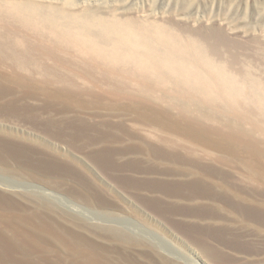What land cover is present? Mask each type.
<instances>
[{"label":"rangeland","instance_id":"374dc122","mask_svg":"<svg viewBox=\"0 0 264 264\" xmlns=\"http://www.w3.org/2000/svg\"><path fill=\"white\" fill-rule=\"evenodd\" d=\"M27 1L51 5L55 13L173 19L189 32H202L208 38L205 52L232 77L237 75V86L245 93L240 103L247 99V108L253 103L254 111L248 109L264 123V105L245 88L250 82L251 90L255 81L264 86V0ZM64 55L75 63L81 60L73 51ZM40 63L69 83L58 92L60 98L46 93L59 90L60 82L42 84L33 64L0 63V128L31 139L36 147L30 165L35 170L29 166L26 175L12 174L0 167V182L8 181L5 187L10 188L0 184V192L15 193L18 196L11 198L20 204L21 196L45 199L47 218L91 240L100 247L97 256L109 264H264V157L205 146L169 126L186 123L193 130L224 132L235 120L230 111L202 108L197 100L179 98L176 89L177 101L187 105L189 115L205 111L214 118L189 120L162 102L113 96L106 91V82L73 76L69 67L46 57ZM130 83L128 89H134ZM139 115L157 121H143ZM246 123L243 126L250 128ZM255 138L262 149L264 136L256 131ZM49 155L58 157L57 170L44 163ZM179 183L185 185L177 187ZM53 184L63 186L59 191L49 187ZM16 219L9 208L0 207V264H72L61 237L52 236L56 242L45 239L44 248H36L30 230L45 235L49 231L31 220ZM192 251L197 252L195 257ZM87 258H80L81 263L89 264Z\"/></svg>","mask_w":264,"mask_h":264},{"label":"bare ground","instance_id":"6f19581e","mask_svg":"<svg viewBox=\"0 0 264 264\" xmlns=\"http://www.w3.org/2000/svg\"><path fill=\"white\" fill-rule=\"evenodd\" d=\"M24 1L5 0L0 2V28L2 29L0 31V63L10 60L13 66L20 67L33 64L34 68L41 73L39 79L42 84H48L50 81L60 82L59 90L46 92L54 99L60 98L58 92L63 93V84L69 86V83L63 81L62 76L54 75L53 69L40 63L41 59L45 57L52 60L56 65L69 67L70 74L73 76L106 82L108 84L106 85V91L113 96L139 99L147 104L162 102L165 104L164 107L176 109L182 117L189 120L197 118L200 121H212L214 118L208 113L204 114L205 111L201 114L199 112L197 117L189 115L191 111L189 112L187 105L182 103L181 99L180 102L177 101L178 92L176 89L180 91L181 97L179 98L183 97L182 99L186 101L197 100L202 108L203 105H206L207 107L216 106L221 111L227 109L224 112L230 111L231 113H228L234 115L235 120L232 119L233 122L231 121L227 125V131L224 132L214 128L215 131L210 132L208 130L207 132L193 130L190 125H185L186 123L185 126L173 123L169 126L172 130L181 131L185 136H192L195 141L201 142L205 146L244 152L255 159L264 157V147L262 149L258 148V141L255 138L256 131L264 136V123L255 118V115L253 116L250 112L253 103H248L250 110L244 106L247 99L243 102L244 105L242 102L240 103L239 98H244L245 93L243 94L241 88L237 86L239 82L236 83L234 78L237 75L232 77L233 74L230 75L224 69L225 66L223 68V65L214 63L207 54L208 52H205V41L208 38L202 35V32H189L188 29L174 22L173 19H152V21H149V18H140L128 13H77L69 12L70 10L68 13H65V11L64 13H55L54 9L50 8L51 5L41 6L38 5L39 3L35 5L33 1L30 3ZM27 35L31 36L33 41H29ZM69 51L78 54L81 60L75 63L65 57L64 54L69 53ZM251 81L253 82V79ZM130 82L134 84V89H128ZM255 82L253 83L254 86H251V90L248 88L250 82L246 83V92L247 89L253 92L258 102L264 105V86L262 84L257 85ZM157 89H166L168 94L155 95ZM253 93L251 94L253 95ZM259 108L261 109V106ZM252 110L254 111V109ZM139 117L143 121L144 119L155 123L157 121L153 116L139 115ZM245 122H248L246 124H250L251 127L245 128L243 126ZM3 129L1 126L0 167L12 172V174L26 175L29 172L31 159H33L32 155L36 151L35 143L31 139L22 138L23 136L18 137L14 133L15 131ZM38 150L40 151V149ZM43 150L45 151V149ZM56 155H49L48 159H45L44 163L51 167L49 169L57 170L58 163L56 160H58V157L56 159ZM7 157H10L9 159L12 162ZM35 165L37 164L35 163ZM31 168L34 169V166H30ZM41 180H44V178ZM0 184L3 188L8 184V181L1 180ZM61 185L53 184L49 187L60 191ZM184 185L179 183L177 187ZM2 191L0 192V207L9 208L13 217L17 218V222L18 220H31L49 231V234L45 235L43 233V235L37 229L30 228L33 246L44 248L42 244L44 245L45 239L55 241L52 236L61 237L63 239V252H68L71 259H74L72 264H82L80 261L82 257H88L89 264H109L97 256L100 247L92 243L91 240L84 236L72 234L70 230L67 229L66 231L64 227V229L59 228L53 224L51 219L47 218L49 213L45 211H49V208L45 199L35 196H21L24 202L20 204V202L13 201L11 198L12 195H16L15 193L7 196ZM13 223L15 224V221ZM196 253L192 251L194 257ZM79 254H81V257ZM126 259L128 260V258ZM121 262L119 261L118 264H123ZM127 263L134 264L131 261Z\"/></svg>","mask_w":264,"mask_h":264}]
</instances>
